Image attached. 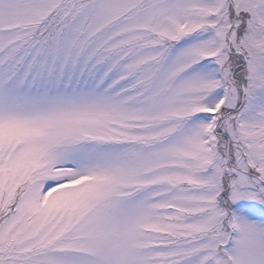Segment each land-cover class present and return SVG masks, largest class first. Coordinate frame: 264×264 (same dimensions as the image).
<instances>
[{"label":"snow or ice","instance_id":"snow-or-ice-1","mask_svg":"<svg viewBox=\"0 0 264 264\" xmlns=\"http://www.w3.org/2000/svg\"><path fill=\"white\" fill-rule=\"evenodd\" d=\"M0 264H264V0H0Z\"/></svg>","mask_w":264,"mask_h":264}]
</instances>
